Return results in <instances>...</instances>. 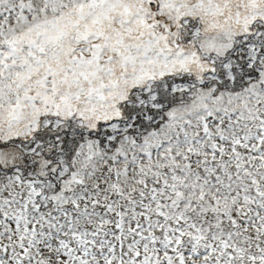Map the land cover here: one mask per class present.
Returning <instances> with one entry per match:
<instances>
[{"label":"snow or ice","instance_id":"snow-or-ice-1","mask_svg":"<svg viewBox=\"0 0 264 264\" xmlns=\"http://www.w3.org/2000/svg\"><path fill=\"white\" fill-rule=\"evenodd\" d=\"M0 264H264V0H0Z\"/></svg>","mask_w":264,"mask_h":264}]
</instances>
